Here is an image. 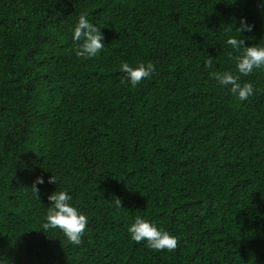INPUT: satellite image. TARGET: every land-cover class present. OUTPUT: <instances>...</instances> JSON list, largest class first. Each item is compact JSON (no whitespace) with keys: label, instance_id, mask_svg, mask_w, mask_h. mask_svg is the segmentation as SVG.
<instances>
[{"label":"trees","instance_id":"obj_1","mask_svg":"<svg viewBox=\"0 0 264 264\" xmlns=\"http://www.w3.org/2000/svg\"><path fill=\"white\" fill-rule=\"evenodd\" d=\"M83 13L94 58L74 52ZM229 36L264 45L260 0H0L3 264H264V69L240 77L247 101L220 88L210 72L239 75ZM122 62L156 71L133 88ZM55 190L88 217L79 246L42 227ZM136 216L176 249L131 241Z\"/></svg>","mask_w":264,"mask_h":264},{"label":"clouds","instance_id":"obj_2","mask_svg":"<svg viewBox=\"0 0 264 264\" xmlns=\"http://www.w3.org/2000/svg\"><path fill=\"white\" fill-rule=\"evenodd\" d=\"M260 5H264V0H260ZM253 25L248 23L246 17H240L239 27L237 31L251 32ZM72 41L76 45L74 52L79 59L94 58L102 53L105 49L103 44V36L97 25L91 23L87 18V14L83 13L79 16L76 24L72 28ZM226 44L233 50L242 51L235 57V69L239 75H234L231 71L221 73L210 72V76L216 81L220 88H227L228 92L236 97L239 101H247L254 94V88L251 83L240 82V77H247L254 70L264 69V45L245 46L244 39H238L229 36ZM206 67H211V62L206 63ZM119 70L124 74L121 83H127L135 88L142 81L149 79L156 71L155 66L148 62L137 63L135 67L127 62H122ZM45 180L42 176H37L32 182L31 190L35 197L39 198L40 188ZM47 183L57 185V178L51 175ZM50 206L47 208L46 220L42 227L45 230L59 229L67 241L73 246H79L83 242V236L87 230L89 220L86 215L78 210L71 203L72 195L67 191L55 190L47 196ZM117 207L121 208V202L117 199ZM127 233L131 241L136 244L144 245L154 251L160 252L167 250L173 251L177 247V238L162 227H158L155 222L136 216L127 226ZM0 264L3 261L0 260Z\"/></svg>","mask_w":264,"mask_h":264}]
</instances>
